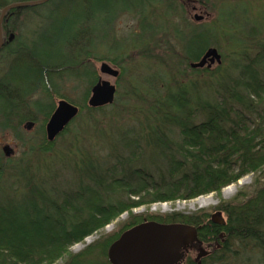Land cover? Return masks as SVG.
I'll use <instances>...</instances> for the list:
<instances>
[{
  "label": "trees",
  "instance_id": "1",
  "mask_svg": "<svg viewBox=\"0 0 264 264\" xmlns=\"http://www.w3.org/2000/svg\"><path fill=\"white\" fill-rule=\"evenodd\" d=\"M43 1L0 0V18L6 8L20 6L8 11L1 25L6 43L0 63L6 57L11 62L7 72L0 71V130L14 132L28 146L27 158L17 163L0 155V264H110V246L144 223L142 216L131 217L122 232L79 254L72 248L136 209L218 196L249 175L254 177L252 192H239L218 206L226 215L224 226L213 224L206 211L154 215L147 221L202 226L201 241L220 247L205 264H264V29L248 25L245 42L235 44L227 38L232 29L220 26L216 18L184 36L176 28L172 39L159 31L148 47L133 44L147 52L157 39L168 40L182 53L175 65L159 61L148 67L150 72L156 65L165 68L170 82L153 80L142 94L134 88L138 80L130 77V91L124 95L145 104L146 119L154 122L89 137L88 125L95 126L99 115L109 118L111 110L114 116V107L106 108L116 105L89 107L91 89L100 78L91 62L120 65L126 54L111 49L118 38L115 25L127 14L142 21V13L126 0ZM167 1L174 15L176 0ZM49 7L64 13L59 18L51 14L63 27L58 47L49 43L48 59L22 39V28L37 32L49 20L44 13ZM15 19H22L18 36ZM141 29L145 32L142 23ZM220 43L225 46L222 54L218 51L220 62L196 67ZM108 44L110 52L102 54L101 47ZM129 74L135 73L126 67L119 78ZM71 81L83 89L79 100L61 92ZM55 98L79 107V114L50 143L45 127ZM27 121L42 122L40 138L29 144L19 132ZM187 264L195 263L188 259Z\"/></svg>",
  "mask_w": 264,
  "mask_h": 264
},
{
  "label": "rangeland",
  "instance_id": "2",
  "mask_svg": "<svg viewBox=\"0 0 264 264\" xmlns=\"http://www.w3.org/2000/svg\"><path fill=\"white\" fill-rule=\"evenodd\" d=\"M126 1L130 8L142 13V21L137 15L127 14L120 17L115 25V30L117 32H114V36L116 35L118 38H115L116 42L114 47L111 48V44H108L109 48L108 46H103L101 47L100 52L102 54L110 52V48L112 49L113 53L120 54L123 52V54H126V56L124 57V61L119 63L120 65L116 66L109 61L105 62L109 63L111 67L116 68L120 72H122V70L127 67L131 73L135 74H129L125 80L124 77L114 79L109 76H103L100 73V62H95L94 60L91 62L93 69L97 71L99 77L102 78V80L109 81L116 86L117 96L115 101L116 105L106 108L108 111L114 107V116H112V110L109 118L106 117L107 114L99 115L95 123L96 127H90L88 125L89 123L87 122L83 123L88 125L87 131L89 137L95 133L109 134L117 132L123 128H130V126L140 128V125H138L136 122H154L153 120L147 121L146 117L149 114V109L145 104L140 103V101H138L136 98L124 95L130 91L129 84L133 82L130 81V77L136 78L138 80V82H135L134 88L138 87L141 89L140 93L144 94L148 88L147 85H149L153 80H155V82H159L160 80L165 82L171 81L170 75L162 66H154L152 72L149 71L148 67L157 64L159 61H164L166 66L175 65L176 62L182 60V53L178 49L177 44L173 43V45H171L169 44L170 42L168 40L160 41L157 39L152 44V48L146 50L147 52H145V50L135 49V45L133 44L142 45L143 47L145 45L148 47L150 45L149 40L155 39L156 34L159 31L160 34L162 33L165 36L169 35L172 39L173 35H176L174 32L176 28L183 32L184 34L181 36H184L189 33L190 29H200V27L209 26L215 22L216 18L217 23L220 26L227 29H232V33L227 38L230 41H233L235 44H243L245 42L242 35L245 34L248 25L264 29V0H176L174 6L171 9L175 11L174 15L168 8V3H171V1ZM124 5L126 7V4ZM44 13L45 16L49 18V20H45L37 32L34 31V28H22V25H19L22 19H15L13 25L17 30L14 33L15 35H20L21 32L18 30V28H22V39L30 43L33 50L39 52L45 58L49 59L50 56L46 53L49 52V43H57L58 47V43L61 40L58 35V30L63 27L59 21H52L53 19H50L51 14L53 13L55 17L59 18L61 15H63L64 11L56 7H49L44 10ZM198 16L202 17V21H196L195 18ZM141 23L142 27L145 29V32L141 29ZM112 34L113 31L111 32L109 39L111 38ZM180 48H182V46H180ZM216 50L222 54V52L225 51V46L220 43V46ZM10 62L11 58L9 57L1 60L0 71L7 72L8 67L10 68ZM179 79L183 80V76L180 75ZM161 88H163V86ZM61 92L66 97L73 99L76 98V100H79V97L83 94V89L82 87L77 89L75 82L71 81L62 86ZM61 100L64 99L55 98L53 100L55 105L53 111L56 110ZM38 120H43V117H38ZM29 124H33L30 130L27 128ZM41 126L42 122L27 121V123L21 126L19 132L26 138L28 144L33 143V141L40 138ZM84 132L85 130L83 128L80 129L81 134ZM63 139L58 140L59 143H61ZM88 144L89 141L85 143V146H89ZM94 144L95 143H92L91 146ZM5 147H10L9 149L13 150L14 153H10L9 156H6V152L4 153L3 149ZM0 155H5L4 157H7L12 163H17L22 158H27L28 146L24 147L14 132H3L0 130ZM253 180L254 177L252 175L246 176L237 183L223 189L222 193L218 196L206 195L188 201H178L167 204L160 203L154 204L150 207H141L134 210L129 215H122L116 222L107 226L103 231L94 234L92 237H88L83 243L75 245L72 248V252L74 254H79L80 252L85 251L88 247L95 244L97 241L119 234L124 230L126 222L131 217L142 216L141 219L149 220L151 218H155L156 216H163L173 212L193 214L201 211L208 212L211 217L217 212H221L218 210V206L221 202H230L234 200L239 192H244L246 194L252 192ZM154 215L156 216L154 217ZM222 216L226 220V215L223 214ZM57 264H62V262L60 261ZM237 264L241 263L237 262Z\"/></svg>",
  "mask_w": 264,
  "mask_h": 264
},
{
  "label": "water",
  "instance_id": "3",
  "mask_svg": "<svg viewBox=\"0 0 264 264\" xmlns=\"http://www.w3.org/2000/svg\"><path fill=\"white\" fill-rule=\"evenodd\" d=\"M44 0L42 3L47 2ZM13 5L2 12L0 18V48L3 45L1 25L6 13L19 8ZM196 21H202V17H196ZM221 56L216 49H210L202 61L196 67H204L219 63ZM100 73L117 79L120 71L111 67L108 63H101ZM117 88L109 81L100 78L91 90L88 105L91 108H102L112 105L115 101ZM79 107L61 100L46 124L47 140L54 142L78 116ZM33 124H29L28 130ZM10 147L4 148V153L9 156L14 153ZM11 150V151H10ZM212 222L224 226L225 220L221 212L212 216ZM198 241V229L185 224H160L157 222H145L126 231L113 243L108 250L110 264H182L185 252ZM207 254L203 255L204 257ZM201 256V257H203Z\"/></svg>",
  "mask_w": 264,
  "mask_h": 264
},
{
  "label": "flooded vegetation",
  "instance_id": "4",
  "mask_svg": "<svg viewBox=\"0 0 264 264\" xmlns=\"http://www.w3.org/2000/svg\"><path fill=\"white\" fill-rule=\"evenodd\" d=\"M2 37H3V35H2ZM4 43H6V41L3 37V44ZM210 219H211V217H210ZM211 222H212V219H211ZM213 224H215V223H213ZM215 225L222 226L219 224H215ZM201 228H202V226H200L198 228V232H199V229H201ZM198 238H199V240L197 242L193 243L188 248V250L185 252V256H184V260H183L182 264H187L188 259H192L195 264H205L207 259H209V257L212 256L213 253H215L216 251H219L220 247H212V246L202 242L201 238L199 236H198ZM215 243L217 244L218 242L216 241ZM205 254H207V255L204 257L203 255H205ZM201 256H203V257H201Z\"/></svg>",
  "mask_w": 264,
  "mask_h": 264
}]
</instances>
